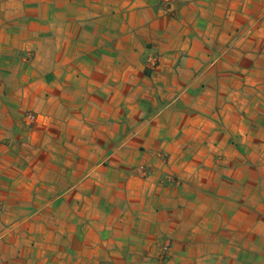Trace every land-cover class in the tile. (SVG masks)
Segmentation results:
<instances>
[{
  "label": "crops",
  "instance_id": "0c3cea01",
  "mask_svg": "<svg viewBox=\"0 0 264 264\" xmlns=\"http://www.w3.org/2000/svg\"><path fill=\"white\" fill-rule=\"evenodd\" d=\"M170 9L0 0V264H264V0Z\"/></svg>",
  "mask_w": 264,
  "mask_h": 264
},
{
  "label": "built area",
  "instance_id": "2783aa9c",
  "mask_svg": "<svg viewBox=\"0 0 264 264\" xmlns=\"http://www.w3.org/2000/svg\"><path fill=\"white\" fill-rule=\"evenodd\" d=\"M164 1H165V3H166V7H167L168 9H170V8H171V1H172V0H164ZM170 10H171V9H170ZM171 11H172V10H171ZM151 63H152L153 65H155V64L157 63V59L153 58V59L151 60ZM170 248H171V244H170V243H165V244H164V246H163L164 257H169V256H170V252H169Z\"/></svg>",
  "mask_w": 264,
  "mask_h": 264
},
{
  "label": "rangeland",
  "instance_id": "374dc122",
  "mask_svg": "<svg viewBox=\"0 0 264 264\" xmlns=\"http://www.w3.org/2000/svg\"><path fill=\"white\" fill-rule=\"evenodd\" d=\"M163 246H164V244H163ZM162 257L164 260H168V257H164L163 247H162Z\"/></svg>",
  "mask_w": 264,
  "mask_h": 264
}]
</instances>
